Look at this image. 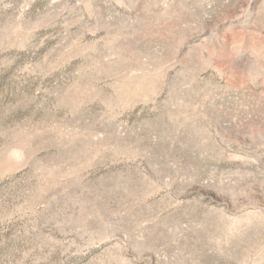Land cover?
<instances>
[{
    "label": "rangeland",
    "instance_id": "374dc122",
    "mask_svg": "<svg viewBox=\"0 0 264 264\" xmlns=\"http://www.w3.org/2000/svg\"><path fill=\"white\" fill-rule=\"evenodd\" d=\"M0 264H264V0H0Z\"/></svg>",
    "mask_w": 264,
    "mask_h": 264
}]
</instances>
